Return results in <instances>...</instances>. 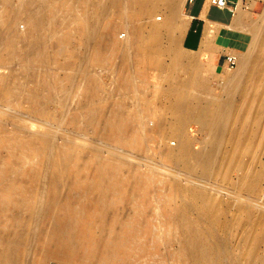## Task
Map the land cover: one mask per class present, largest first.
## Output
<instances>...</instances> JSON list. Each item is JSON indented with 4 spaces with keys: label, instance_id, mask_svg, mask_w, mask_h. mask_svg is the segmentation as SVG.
I'll list each match as a JSON object with an SVG mask.
<instances>
[{
    "label": "bare ground",
    "instance_id": "1",
    "mask_svg": "<svg viewBox=\"0 0 264 264\" xmlns=\"http://www.w3.org/2000/svg\"><path fill=\"white\" fill-rule=\"evenodd\" d=\"M36 1L42 0L25 2V9L18 10H11L6 3L0 6V68L14 58L31 66L32 62L34 65L44 64L49 56H52L45 47L43 22L46 17L43 8L38 7L36 11V8L33 9L31 6ZM93 1L99 11V14H95L96 21L100 15L102 16L99 19H107L112 12L113 27H110L107 33L110 34V40L97 45L94 37L99 24L95 23L97 26H94V23L90 24L83 20L85 23L81 24L79 32L93 44L86 58L92 63H96L94 61L96 58L99 59L98 64L113 63L116 53L120 52L119 63L116 65L118 69L116 84L122 94H127L133 86L132 74L128 72L129 59L136 61L138 72L133 74H138L142 78L141 83L145 85L143 70L146 66L151 63L158 66L163 57H171L167 69L173 76L171 81L177 82L174 86L172 82L169 85L171 88L168 90L172 93L168 102L152 105L149 104L148 99L143 100L146 108L152 106L157 112L167 113L169 117L167 121L165 119L155 121L146 129L140 120L129 119L118 103L112 105L118 111L114 110L113 113H107L106 118L98 117L99 120H95L94 130L106 142L110 155L115 154V147L143 150L146 144L152 141H156L163 149L167 139L174 138L177 140L176 148L167 147L161 151L167 160L183 166L187 171L196 170L203 178L220 172L222 181L228 186H231L230 174L237 172L238 179L235 177L238 182L236 185L233 183V186L247 198L257 195L260 187L264 186L262 163V160L264 161V87H258L261 90L256 91L254 84L264 83V30L261 28L264 24L263 19L261 27L253 24L244 27L242 19H245V16L238 5L230 30H233L234 39L243 38L248 43L243 54L237 56L238 58L235 56L239 65L237 71L242 73L239 76H236V73L228 79L229 87L225 101L215 99L203 105L200 97L191 99L187 95L189 88L205 89V75L199 73L201 67L197 59L177 55L175 52L179 39L188 26L187 22L183 24L179 22L180 19L177 20L178 8L182 0ZM53 2L58 6L57 1ZM124 2L129 4V7L127 6L129 12H126L129 13L130 34H126L127 40L121 45L114 34L117 33L119 24L123 23V17L127 16L124 12L127 8L125 10L123 8ZM28 5L34 10L31 21L28 20L29 17L27 18ZM45 7L47 9L46 5ZM156 10L163 11L165 15L163 23H153L142 33L139 20L143 16L150 17ZM20 16L25 17L23 24L26 25V31L22 35L10 31V26ZM154 17L152 18L155 19ZM244 29L247 31L245 32ZM171 31L174 35L168 38L167 45H164L161 37ZM215 33L213 27L204 31L199 42L200 51L206 52L211 48ZM256 43L260 44V49L253 54L250 48ZM53 48L60 52L69 49L62 40L56 41ZM65 60L56 62V65L70 69L74 62ZM190 68L195 69L197 73L193 80L186 74L188 69L191 70ZM70 78L64 79L69 81ZM3 80L6 81L0 75V102L9 105L14 101H23L20 95H23L24 91L20 90V94H17L18 88L10 89L4 85ZM89 82L94 84L95 81L90 78ZM55 83L59 84L57 80ZM42 85L44 86L42 93L49 100H52V94L57 93L60 88L49 87L46 83ZM238 86L241 87L238 95L240 106L233 104ZM61 96L62 98L69 96V91H66V94L61 93ZM27 99L26 101H29ZM34 100L32 99L33 103ZM102 100H105L104 95L97 87H93L84 105L86 109L95 110L91 103ZM43 106L35 107L33 108L35 112L32 111V115L42 121L43 125L44 123L47 125L41 134L35 133L37 136L31 135L25 141L4 133L1 130L3 128H0V148L6 150L8 159L5 167L0 166V264H49L51 261L66 264H155L158 250L169 248L174 243H179V247L172 264H222L227 260L231 264H237L236 259L231 255L229 245L216 235L218 231L224 233L231 227L229 219L224 217L230 209L227 204L216 203L206 191L198 192L196 189L184 191L190 196L189 203H175L172 201L171 190L164 188L166 180L147 176H140L143 178L140 181L142 186L135 197L127 195L125 187L130 179L125 166L114 156L103 159L100 152L94 150L90 155L94 171L91 172L90 181L84 186L80 185L79 178L81 175H86L87 170L80 166L79 158L75 155V144L72 141H66L67 143L64 142L61 146L54 143L52 129L58 126L61 116H52L48 112L49 115L46 114ZM211 106L216 107L214 113L209 110ZM90 111L89 115H91ZM89 115H86V118L90 117ZM75 120V116L68 117V125L73 124ZM186 121L196 122L202 126L201 128L208 130L199 152L191 151L189 140L184 136L185 134L183 135L182 127L185 128L183 124ZM228 124L231 127L229 125L227 128ZM26 156L30 159L25 160ZM13 159L16 161L13 162ZM48 169L52 172H48L47 183L42 184L44 176H47L45 171ZM14 172L18 174L17 180L2 184L3 176H10ZM67 175L74 176L70 184L67 183L68 179L67 182L65 181ZM151 191L154 192L152 196ZM161 207L170 209L167 216H163L158 210L156 212V209ZM122 210L125 211L124 215L121 213ZM237 211L248 219L251 216L250 206L247 204L238 207ZM148 212L151 213L149 218H147ZM191 213H195L202 223L197 224L196 220L193 222ZM258 214V222L251 224L255 232L248 240L247 253L243 255L246 264H264V255L257 256L253 252L259 246L264 247V229L262 230L264 220L261 213ZM158 219H162L167 226V238H162L161 229L159 231L157 228ZM172 230H176L179 236H169ZM142 233H145V239L141 238Z\"/></svg>",
    "mask_w": 264,
    "mask_h": 264
},
{
    "label": "rangeland",
    "instance_id": "2",
    "mask_svg": "<svg viewBox=\"0 0 264 264\" xmlns=\"http://www.w3.org/2000/svg\"><path fill=\"white\" fill-rule=\"evenodd\" d=\"M29 1L30 0H0V6L3 3H6L11 10H18L23 8L25 9V2L27 3ZM51 1L52 0H42L40 1L42 3L36 1L31 6L33 9L36 8L35 9L36 11L38 10V7L43 8V11L45 13L44 17H46L45 21L43 22L44 24L43 29L45 31L43 36L45 37L46 40L45 47L47 52L52 53V56H49L48 60L44 62V64L42 63L40 65H34L33 62L32 64L30 63L32 68L31 66L25 64L23 61H21L18 58H14L7 61L0 68V75L6 80V81L3 80L5 86L14 90L18 88L17 90L19 92L17 91V94L18 93L20 94V90L24 91L23 95L22 94L20 95L23 98V101L21 100L14 101L9 105H4L2 102H0V119H1L0 128H3L1 130H3L4 133L6 134H9L11 136H17L25 141L27 140L26 139L27 137L29 138V136L34 135L35 133L39 132L38 135L41 134V132L45 130L44 128H47V125L45 123L43 125L42 121H40L37 117L32 115L33 114L32 111H34L33 108L44 105L43 110L44 111L46 110L45 111L46 114L49 113L52 116L53 115L59 117L61 116L60 118L61 124L59 123L58 126H55L54 129H52L54 143L57 144V146L59 145L61 146V144H64V142L67 143L69 141H72V143L76 145V146L74 145L75 155L76 157L79 158L80 166L84 167L87 170V174L81 175V177L79 178L80 185L84 186L86 182L88 183V181H90L91 172L94 171L93 170L94 166H93V162H91L90 155L94 150V152H100V155L103 157V159L114 156L115 159L116 158L118 159L117 160L118 162H121L125 166V168L127 169L126 173L130 179L129 183L125 187V192H126L125 194L127 195H131L135 197L138 194V190L142 186V183L140 181L141 179H143L140 176L142 177L147 176L159 180L160 179L166 180V185L164 188L165 189L169 188V190H171V192L173 193L172 201L178 204L181 203L184 204L185 202L188 203L190 202L189 194L184 192L187 189H196L198 192L206 191L209 197H211V200L213 201L216 200L215 201L216 203L222 202V205L227 204L230 207L229 211L224 214L225 215L224 217L227 218V220L229 219L228 221L231 223V227L224 233H219L218 231L216 235L217 237H219L221 240H224L229 245L230 251L233 252V253L231 252V255L236 259L237 264L238 263L246 264L243 255L247 253L248 240L249 238L251 239L253 233L255 232V228H252V225L258 222V215H259L258 213H261V217H263L264 220V186L260 187V190L257 195H255L254 197L248 196L247 198L240 190H238L236 187L233 186V183L234 185H236L238 182L237 172H233L230 174L231 179L230 178L229 179L231 186H228V184L222 181L220 172H217V174L214 173L212 176L203 178L200 175V173L196 170L194 172L185 170L183 166L179 164L177 165L175 162H171L167 160L161 152L163 151L164 148L167 147L172 149L176 148L177 140L174 138L167 139V141L165 142V147L163 146L164 147L163 149L161 148V145H158L156 141H152V142H148L143 150H127L120 147H115L114 148L115 154L110 155L109 150L106 146L107 145L106 142L102 140V138L99 137V134H97L96 130H94L95 127L94 123H96L97 120L106 118V116L109 113H113L114 110L115 112L118 111V109L116 110L112 106L117 103L119 104L120 109L129 116L128 117L129 119H135L136 121L140 120V122H142V124L146 129L155 121H159L163 119L167 121L169 118L167 113L165 114V112L162 111H161L162 113L160 111L157 112L155 109L152 108V106L146 108L143 100L148 99L149 104L152 105L156 103L168 102V98L171 96L172 93V91L169 92L168 90L171 88L169 87V85L171 84V82L173 83V86L174 84H177L176 80H174V82L171 81V78L173 76L172 74H169L167 69V67L170 65L172 58L163 57L160 60L158 66L157 64H153V63L148 64L145 70H143L145 76L144 79L145 85L144 83H141L142 78L139 77L138 74H133L136 73L137 71L138 65L136 64V61L134 59H129L128 72L129 74H132L133 86L131 87V89L127 94H122V92L119 91L118 85L116 84L118 78V74L116 72V70L118 69L116 68L117 67L116 65L119 63L120 52L116 53L113 63L98 64L100 63L98 58L94 60L97 64L92 63L89 60H87V58L89 56L88 53H90V51L92 50L93 44H91L90 41H87L88 39L86 40L85 35L83 33L81 34L79 32V28L82 23L85 22H88L90 24L94 23V26H97L95 25L96 23L99 24V27L96 28L97 34L94 37V41L97 42V45L101 44L102 42L109 41L110 34L107 33L109 32L110 27H113L111 20L114 16L113 15L114 13L112 12L109 13L107 19H99L102 16L100 15L96 21L95 14L96 15L99 14V11L93 4L94 2L93 0H84V1L55 0L58 2L57 3L58 6L54 4L55 3L53 2L54 0L52 2ZM185 1L186 0L181 1L180 6L178 8L179 12L177 13L180 16L179 18V16L177 15V20L180 19L179 22H183V24L184 22L185 23L187 22V17L185 15ZM249 2L251 3L250 5L248 4V2H245V4H243L241 8V13L245 16V19L244 18L242 19L243 26L246 27L253 24L254 26L261 27V25L264 22V0H249ZM51 3L55 7L52 6ZM124 3H126L125 7H124ZM124 3H123V8L124 10L125 8H127V10L124 11L127 16L125 14H123V16H126L127 20H125L126 18L123 17L124 20L123 23L119 24L116 31L117 33L114 34V36L118 37V38L115 37V39L121 45H124V41L126 42L127 40L126 34L127 33L130 34V25L128 23L129 13H127L129 12L128 11L129 4L127 2ZM45 5L47 6V9ZM31 6L28 5V7L26 8L28 14L27 18L29 17L28 19L29 21L32 20L31 14L33 16L34 13L32 12L34 10H32ZM49 6H51V8ZM28 8H30L29 11ZM228 8L234 10V7H228ZM153 16H155L154 17L155 19L152 18ZM148 17L143 16L138 22L143 30L142 33L145 32L147 30V27L153 23L162 24L165 15L162 10H156L149 18ZM159 19L161 20L159 21ZM23 23H25V17L24 16L18 17L15 23L14 24L12 23V25L10 26V31H12L15 34H21V35L24 34L26 31V25ZM16 24L18 27L16 26ZM231 25L232 22L227 25H212L213 29L216 30V33L213 36L214 38H212L211 48L206 52L200 51V49L192 52L187 51L185 50V48L181 43L183 35L179 39V43L175 51L176 54L196 58L199 63V66L201 67V71L199 70V73L200 74L202 73L203 76L205 75L204 77L205 89L198 90V89L189 88L187 90L188 91L187 95L189 98L193 99L195 97L198 98L200 97L203 105H206L210 101H213L215 99L225 101L228 92L227 88L229 87L228 86L229 84H227L228 79L232 76H235L236 73H237L236 76H239L242 73L241 71L238 72L239 71L238 64L236 68L231 70L224 63L225 57H227L228 55H234L236 57L240 56L241 54H243L246 46L248 45L246 39L238 38V37L234 39L233 30H230L232 29ZM261 28L264 30V24L262 25ZM244 31L246 32L247 29L246 30L244 29ZM172 35H174V32L171 31L161 37L162 41L164 42V45H167L166 40L170 38ZM247 36H248L247 38L249 39L248 34ZM58 40H62L66 44V46H68L69 49H65L64 51L62 50L60 52L56 48H53L55 42ZM259 49H260L259 43L251 45L250 48L253 54H256ZM60 60L69 61L71 63L74 62V64L70 69H63L62 67L56 65V62H60ZM194 70L195 69H191V70L188 69L186 71L187 77H189L191 80H193L194 75H197V73ZM65 77H69V78L71 77V78L69 81H65L64 79ZM90 78H92V80L95 81L94 84L89 82ZM55 80H57L59 84H56ZM42 83L44 84L46 83L47 85H49V87H56V88L60 87L59 90H57L58 94L53 93L56 97H54V95L52 94V100H49V98L45 96V94L43 95L42 87L44 86L42 85ZM255 84H254L255 87L254 89H256V91L261 90L258 89V87L259 88L264 87V83L262 82L256 85ZM240 86H238L239 87L237 89L238 91L235 94L236 96L234 95V99H233V104L236 106L241 105V103L239 104L238 102L240 101V98L238 96L240 93V88H241ZM93 87H97L100 90L101 94H103L105 97L104 101L103 100L99 102L95 101L91 103V105L93 104L95 110L86 109L85 107L88 101L89 91ZM66 91H69V96L62 98L61 93L66 94ZM146 94L149 95L147 96ZM37 97L38 98L42 97V98L40 100V98L38 99ZM53 97L55 98V100L53 99ZM26 99L29 101H26ZM32 99L33 100L35 99L34 103ZM36 104L37 105L40 104V106L39 105L37 106ZM209 110L211 113H214L216 111V107L211 106L209 107ZM89 111L91 115H89ZM86 115L90 116L87 117L88 120L86 118ZM70 116H75L76 120L73 124L68 125L67 118ZM195 123L196 122L193 121H186L183 124L185 128L182 127V129H183V135L185 134L184 136L189 140L190 143L189 146L191 151L199 152L205 141V138L207 137L208 130L201 128L202 127L201 125ZM229 125L230 124H228L226 127L228 128ZM35 135L37 136V134ZM226 148H228V146H226ZM0 149H1L0 166L2 165L1 167H5V163L7 164L8 161L6 150H3V148ZM24 159L29 160L30 157L26 156ZM14 161H16V159H13V162ZM262 163L264 164L263 160ZM48 170L45 171L47 176H44L46 180L43 178L44 181H42L43 182L42 184L47 183L46 181H48V179L46 177H48L49 175L48 172L50 173L52 172V170L49 171ZM13 174H10L11 177L7 175L3 176L1 180L2 184L7 183L11 180L12 181L17 180L18 174L15 172ZM235 176L237 177V179ZM73 180H74L73 175L71 176L67 175L65 178V181L69 184L72 183ZM150 195L151 196L154 195V192L151 191ZM243 204H247L250 206L251 216L249 219L244 215H240V213L237 211L238 207H240ZM157 210L163 216H167V213L170 211V209L164 207L157 208L156 212H158ZM124 212H125L124 210L121 211L122 215H124ZM149 213L150 212H148L147 218H149L151 215V213L150 214ZM191 219L193 222L196 220L195 222L197 224L202 223L201 220L199 221L195 213H191ZM157 222H158L157 228H159V231L161 229L160 233L162 238H167L168 237V234L166 233L168 231L167 226L165 225V223H163L162 219H158ZM242 223H246V224L242 225ZM263 229H264V221L262 222V230ZM174 235L175 237L179 236L176 230H172V232H170L169 234V236L171 237H173ZM141 238L143 239L146 238L145 233L141 234ZM178 247H179V243H174L169 248L168 247L160 248L158 250V253L156 254L158 258L155 260L154 263L172 264L175 260V253ZM253 252L257 256L262 257L264 255V247L259 246L258 248H255ZM51 262H49V264H66L57 261H51ZM222 264H231V263L229 260H227Z\"/></svg>",
    "mask_w": 264,
    "mask_h": 264
},
{
    "label": "crops",
    "instance_id": "3",
    "mask_svg": "<svg viewBox=\"0 0 264 264\" xmlns=\"http://www.w3.org/2000/svg\"><path fill=\"white\" fill-rule=\"evenodd\" d=\"M192 4H187L185 1V15L187 17L188 26L182 36L181 43L185 50L196 51L199 49L202 35L206 29L212 25H227L232 22L234 12L238 5L242 8L245 2L250 5L249 0H227L229 7H234L228 10H219L210 5L209 0H192Z\"/></svg>",
    "mask_w": 264,
    "mask_h": 264
},
{
    "label": "built area",
    "instance_id": "4",
    "mask_svg": "<svg viewBox=\"0 0 264 264\" xmlns=\"http://www.w3.org/2000/svg\"><path fill=\"white\" fill-rule=\"evenodd\" d=\"M192 0H186L187 4H192ZM210 5L219 10H228L229 4L227 0H210ZM224 63L229 69H234L237 66V60L234 55H228L225 57Z\"/></svg>",
    "mask_w": 264,
    "mask_h": 264
}]
</instances>
